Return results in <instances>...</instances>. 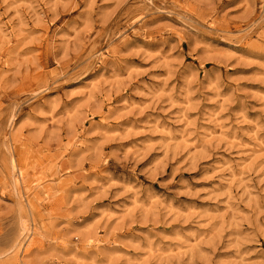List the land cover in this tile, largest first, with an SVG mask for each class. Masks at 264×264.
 <instances>
[{
    "label": "rangeland",
    "instance_id": "1",
    "mask_svg": "<svg viewBox=\"0 0 264 264\" xmlns=\"http://www.w3.org/2000/svg\"><path fill=\"white\" fill-rule=\"evenodd\" d=\"M0 264H264V0H0Z\"/></svg>",
    "mask_w": 264,
    "mask_h": 264
}]
</instances>
